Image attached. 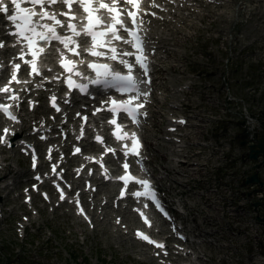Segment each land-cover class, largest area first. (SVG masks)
<instances>
[{"label": "rangeland", "instance_id": "1", "mask_svg": "<svg viewBox=\"0 0 264 264\" xmlns=\"http://www.w3.org/2000/svg\"><path fill=\"white\" fill-rule=\"evenodd\" d=\"M249 8L258 10V13L251 16L248 22L246 15H249V10L240 11L236 13L237 19L221 33L216 30H197L196 37L194 36L189 42L191 46L187 49L190 59L184 66L185 73L175 75L171 71H166L163 78L164 86L157 90L162 105L158 108L161 115L155 119L157 137L153 142L167 146L168 160L156 156L155 164L160 166L159 163H161L179 170V173L165 172L168 177L174 179L172 184L176 187L190 188L191 191H203L213 187L208 180L212 176L211 170L208 174L199 175L195 169H192L191 175L195 179L187 181L189 177L182 166L173 162L171 150L174 147H181L180 144H187L182 147L185 153L189 154L192 150L200 149L198 142L205 143L202 145V150H207V146L213 142L209 135L214 123L210 119L212 115L226 117V106L234 79L244 83L241 93L245 97L250 99L253 97L251 87L256 88L255 93H259V97L262 93L263 101L258 103L264 111V67L262 66L264 63V16H260V12H264V4L259 3L256 6L255 3H250ZM231 12L230 9V14ZM219 22L224 24L221 20ZM216 35L219 37H215ZM235 64L237 68L232 72V65ZM204 66L213 69L214 72L208 73L203 69ZM189 82L196 87L190 88ZM187 89L189 92H183ZM246 101L249 102V99ZM183 112L197 117L201 115L200 121L203 123L185 126L180 133H186V135H180L171 147L169 142L160 135L167 118ZM195 116H191V121L197 122ZM186 158L183 157V159ZM236 193L237 191L228 196V189L223 187L221 195L217 193L209 197L216 203L218 210L212 229L218 232L216 237L220 244L211 251L213 253L211 263L264 264V226L252 221L247 213H230L232 212L229 211L230 197ZM250 197L256 199L253 195ZM20 198L14 199V203L20 205ZM182 198L189 204H195L188 209L189 219L194 218L202 223L199 208H203L212 218L205 196L184 194ZM240 199L245 202V199ZM240 199L235 198L234 205H237ZM14 203L10 199L7 200L5 212H0V264H153L135 257L136 254L131 249V238L119 241L101 230L92 232L86 230V237L83 234L72 237L67 234L69 229L66 226H60L59 218L48 220L49 224L43 223V219L47 217L45 211H40V218L32 221L33 227H30L27 230L28 234L22 238L14 232V219L17 218L18 212L21 213L24 209L21 205L13 212L7 210ZM104 223L102 220L100 226L103 227ZM64 224H67L66 219ZM36 226L39 227L36 228ZM70 230L72 232V229ZM208 238L214 240L213 236ZM134 246L139 248L135 244Z\"/></svg>", "mask_w": 264, "mask_h": 264}, {"label": "snow or ice", "instance_id": "2", "mask_svg": "<svg viewBox=\"0 0 264 264\" xmlns=\"http://www.w3.org/2000/svg\"><path fill=\"white\" fill-rule=\"evenodd\" d=\"M57 3H62L68 10L66 12H61L59 15L49 12L48 8ZM96 3H98V7L95 6ZM125 3L132 5L137 11L134 12L130 9H118L115 0H113L112 5L103 2V0H10L12 14L8 15L10 11L9 6L3 3V0H0V13L5 14L6 20L11 22L15 29L14 31H9L7 34L15 37L16 42L23 45L16 58L23 64L29 66L30 75H41L37 67L38 60L47 54V50L41 46L42 44H47L50 47L53 42H57L62 45L63 49L67 52L80 56V52L78 51L80 44L77 38L82 35L90 38L92 42V47L85 49V53L95 57L111 59L127 69V74L122 75L119 72L113 71L110 66L106 64L89 63L87 65L88 68L95 71L97 77L90 81L91 84H107L111 81L117 87V91L121 93H134L124 101H116L114 99L110 101H102V104H108V107L95 109L93 115L101 111L111 113L113 118L109 120L108 123L116 126V130L113 132L116 140L131 141V147H129L127 143L123 145L124 156L128 157L129 155H133L138 157L140 147L138 137L135 133L129 135L126 132H122V126L117 124L118 115L123 113L127 115L133 123L138 125L140 116L139 110L144 107V104L135 102L140 99L141 95H148V93H140L139 84L133 76V68L136 65L139 66L145 75L147 74V57L144 55V40L140 35V27L143 24V19L138 15L139 0H125ZM25 4L29 5V7L22 6ZM73 4H77L86 14L87 22L83 29L77 27V23L75 22L76 17L72 13ZM37 7L40 9L39 12L35 10ZM100 10H106L110 14L115 13V15H112L111 24H105L97 15ZM124 13H126L130 20L131 27L123 22L122 14ZM59 16H63L64 20L60 19ZM65 20L67 23H65ZM59 29H64V34H61L60 31H58ZM121 31L127 34V38L119 34ZM108 36H111L112 39H105ZM114 41L130 45L134 51L122 52L115 46H112ZM2 47H4V43L0 41V48ZM98 47L104 48L105 51H97ZM57 53L60 56V66L65 72L70 73L65 79L69 91L78 90L81 93L87 94L88 85L78 84L72 79V75H82L76 71L77 66L73 62L67 61L65 54L60 52L59 49H57ZM27 57H31V59H28ZM124 57H134V63H130L129 60ZM83 62L84 61L81 60V63ZM11 66L12 72L8 85L0 88V95L7 94L8 100L16 102V106L18 107L21 98L18 93L10 87V85L13 82L20 83L17 77L21 69V64L13 63ZM50 70L51 69H49V71ZM56 79L59 80L60 77H56ZM146 82L150 83V81ZM37 87H41V85H37ZM50 100L52 102V107H54L56 111H60L59 107L55 104L56 97L52 96L50 97ZM65 102L68 103L70 101L66 100ZM10 108V104L0 103V114H3L7 119L17 121V117L11 113ZM79 115L80 114L77 113V116ZM83 119L86 121L87 117H83ZM180 123H183V121H180ZM9 134V129L5 127L3 129V135H0V143H5L10 147L11 142L6 139ZM11 134L14 135V133ZM82 136L83 127L81 128V137ZM44 138L45 137H41V139ZM95 140L99 143H103V138L100 136H96ZM75 152H80V149H75ZM107 152H110L113 155L116 154L115 150L111 148H106V153ZM97 163H99V161H97ZM35 166L34 157L33 167ZM101 167H103V164H101ZM129 167L130 165L125 161L122 165L125 175L118 178L125 186V190L121 191V198L126 195V189L129 183H135L140 185L143 191L131 193L132 196L137 199L144 197L149 200H154V194L150 182L147 180H137L129 173ZM53 172H55V166H53ZM37 179H39V177H37ZM45 198H47L46 194ZM60 199H65L62 191ZM77 204H79V201H77ZM145 207H147V205H145ZM141 216H143V213H141ZM137 236L148 243L155 244L158 248L164 247V245L152 241L148 236L140 232L137 233Z\"/></svg>", "mask_w": 264, "mask_h": 264}, {"label": "bare ground", "instance_id": "3", "mask_svg": "<svg viewBox=\"0 0 264 264\" xmlns=\"http://www.w3.org/2000/svg\"><path fill=\"white\" fill-rule=\"evenodd\" d=\"M247 1H254L256 6L261 2L264 4V0H218L217 3L215 0L213 3H208L204 0H195V4L200 7L198 9L195 6H189L188 0H181L180 2L182 3V6H179V3L176 4V7L172 6L170 8V15L168 16L169 18L166 17L163 21H160V23H153L151 29L152 41L155 42L158 47L163 48L166 51V57L169 59L166 64L163 63V65H159L158 69L162 72V74L168 70L172 71L173 68L178 72H183L179 66H173L177 62L183 61L187 57V54L177 49L169 50L167 44H171L172 42L176 46L185 47L186 43H188L189 40L193 39L195 36V31H197L196 21L198 19L205 24L203 25L204 29L216 30L220 33L237 19L236 13L240 11L249 10V15H246V21H250L251 16L255 15L258 10H254L255 7L248 9L249 4H246ZM230 7L232 10L231 14ZM172 8H174L173 12H171ZM219 20L223 21L224 24H221ZM163 61L164 60H162V62ZM257 125H259V123L255 122L253 126L256 127ZM194 155V153L190 154L189 158H192ZM2 177H4V174H2ZM3 187L6 188L7 184H5ZM101 191H103L104 194H110V188L108 186H104ZM0 202L1 206H4L7 201L3 199ZM34 218L36 219L37 217ZM124 218L130 222H135V219L130 215H125ZM204 220L206 221V219ZM76 230L83 232L84 228L80 227ZM196 230H198V233L194 232V235L197 236L203 235L206 232H201L203 229L199 228L198 225H194V231ZM72 236L74 237L75 234ZM191 243L193 248H195V242ZM194 252L196 254L197 261H202V254H200L201 251ZM138 253L144 258H149L146 255V251L144 250L138 251Z\"/></svg>", "mask_w": 264, "mask_h": 264}, {"label": "water", "instance_id": "4", "mask_svg": "<svg viewBox=\"0 0 264 264\" xmlns=\"http://www.w3.org/2000/svg\"><path fill=\"white\" fill-rule=\"evenodd\" d=\"M261 145V144H260ZM260 148L264 151V145L260 146Z\"/></svg>", "mask_w": 264, "mask_h": 264}]
</instances>
